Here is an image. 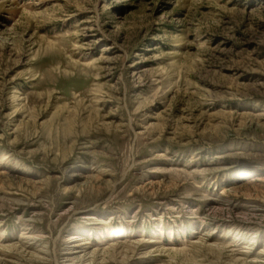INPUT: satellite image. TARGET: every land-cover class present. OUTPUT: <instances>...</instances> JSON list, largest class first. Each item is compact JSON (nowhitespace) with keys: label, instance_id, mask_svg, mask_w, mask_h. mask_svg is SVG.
Masks as SVG:
<instances>
[{"label":"rangeland","instance_id":"374dc122","mask_svg":"<svg viewBox=\"0 0 264 264\" xmlns=\"http://www.w3.org/2000/svg\"><path fill=\"white\" fill-rule=\"evenodd\" d=\"M0 264H264V0H0Z\"/></svg>","mask_w":264,"mask_h":264},{"label":"bare ground","instance_id":"6f19581e","mask_svg":"<svg viewBox=\"0 0 264 264\" xmlns=\"http://www.w3.org/2000/svg\"><path fill=\"white\" fill-rule=\"evenodd\" d=\"M73 238H74V237H73ZM73 238H72V239H73ZM72 239H71V240H72Z\"/></svg>","mask_w":264,"mask_h":264}]
</instances>
